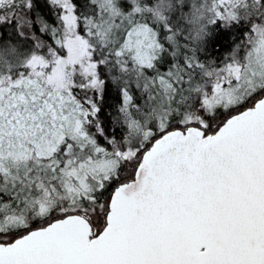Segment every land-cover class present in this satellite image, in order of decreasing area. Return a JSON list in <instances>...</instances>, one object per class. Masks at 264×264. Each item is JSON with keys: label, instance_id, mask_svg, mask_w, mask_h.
<instances>
[{"label": "snow or ice", "instance_id": "6c2138e0", "mask_svg": "<svg viewBox=\"0 0 264 264\" xmlns=\"http://www.w3.org/2000/svg\"><path fill=\"white\" fill-rule=\"evenodd\" d=\"M0 264H264V0H0Z\"/></svg>", "mask_w": 264, "mask_h": 264}]
</instances>
